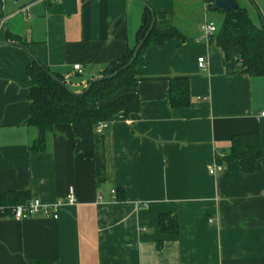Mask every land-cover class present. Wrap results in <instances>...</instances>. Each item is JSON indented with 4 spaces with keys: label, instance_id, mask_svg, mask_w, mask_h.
I'll return each mask as SVG.
<instances>
[{
    "label": "crops",
    "instance_id": "1",
    "mask_svg": "<svg viewBox=\"0 0 264 264\" xmlns=\"http://www.w3.org/2000/svg\"><path fill=\"white\" fill-rule=\"evenodd\" d=\"M33 1L0 0V193L26 191L47 206L72 188L75 204L61 207L57 220L0 219V264H264V77L226 73L222 51L199 32L212 22L204 0L180 3L200 9L201 21L188 27L183 10L175 16V0H145L157 28L175 27L185 40L146 48L137 86L100 103L134 93L140 107L94 137V160L74 153L76 139L63 124L47 136L44 153L29 152L37 131L27 126L25 71L34 58L81 92L135 45L144 2ZM176 77L189 82L187 108L168 103ZM251 133L262 155L245 175L221 153L231 137ZM214 165L223 170L211 175ZM165 213L177 218L176 236L158 230Z\"/></svg>",
    "mask_w": 264,
    "mask_h": 264
},
{
    "label": "trees",
    "instance_id": "2",
    "mask_svg": "<svg viewBox=\"0 0 264 264\" xmlns=\"http://www.w3.org/2000/svg\"><path fill=\"white\" fill-rule=\"evenodd\" d=\"M143 2L144 12L135 37V45L124 56L107 65L98 78L89 80L88 87L81 92H72L62 75L50 71L33 59L25 71L29 79L26 99L30 104L27 126L37 131V137L30 143L29 152L44 153L47 136L52 133L55 126L63 124L72 129L76 139L74 153L94 160L93 139L97 135L96 127L111 122L119 113L128 116L138 112L140 100L134 93L118 96L103 106H100V103L108 100L119 90L134 89L137 86L136 71L144 65L143 56L146 48L151 46L160 48L167 42L185 40L184 35L175 27L159 30L156 26V12L145 0ZM204 2L206 11L212 12L208 0ZM218 13L222 16L221 23L216 24L215 33L210 40H213L222 51L223 65L233 66L232 69L226 68V73L264 77V25L261 29L257 28L250 20L246 8L239 4L236 10L228 14ZM7 40L19 41L11 38L10 34H7ZM168 82L166 97L170 107L187 108L190 104L189 82L182 77L171 78ZM221 154L222 161L237 162L241 172L250 175L255 170L256 161L262 155L260 139L256 133L233 136L229 148ZM28 199L29 193L26 191L2 192L0 206H17L27 203ZM122 199L121 194L116 196V201L120 202ZM157 226L163 236H176L179 231L176 216L167 213L158 217ZM27 264L54 263L33 260Z\"/></svg>",
    "mask_w": 264,
    "mask_h": 264
},
{
    "label": "built area",
    "instance_id": "3",
    "mask_svg": "<svg viewBox=\"0 0 264 264\" xmlns=\"http://www.w3.org/2000/svg\"><path fill=\"white\" fill-rule=\"evenodd\" d=\"M63 0H34L33 2H44L49 5H56ZM32 2V1H31ZM29 2V3H31ZM28 3V4H29ZM28 4H26L22 10H26ZM216 24L214 22H204L203 25L200 26L199 32L202 37V40L206 42L210 41L211 36L215 33ZM196 65L200 70H204V60L203 58H198L196 61ZM72 70L80 73L82 70L78 65L72 67ZM261 117L264 118V113L261 114ZM106 123L99 124L96 127V134H100L104 129ZM222 166L214 165L208 168L209 174L213 175L215 173L221 172ZM114 191L111 192L114 195ZM74 191L72 188L68 190L67 196L61 200H57L52 205H43L38 200L28 201L24 204H17V206H0V219L3 218H11L12 220H32L35 217H41L44 219L50 218L57 220V213L63 206H71L74 205Z\"/></svg>",
    "mask_w": 264,
    "mask_h": 264
},
{
    "label": "rangeland",
    "instance_id": "4",
    "mask_svg": "<svg viewBox=\"0 0 264 264\" xmlns=\"http://www.w3.org/2000/svg\"><path fill=\"white\" fill-rule=\"evenodd\" d=\"M236 1L240 6L246 8L250 20L253 21V23L257 28L261 29L264 25V0H236ZM181 2L186 6L192 5L191 7H195L196 4L203 5L202 0H175L174 2L176 8L175 16L179 18L181 16L180 13H182V10H183V14L186 15V16H182L185 19H181L183 20L182 21L183 26L185 24L188 27L189 23L196 26L199 23V21H201L202 19L200 9L198 10V8H196V11L189 12L188 8L185 9L184 5L180 4ZM177 5L179 7H177ZM206 14L208 16V19L214 22L215 24L219 25L221 23L220 21L222 19V16L219 13L217 14L215 12L207 11ZM182 30L185 31L186 28L182 27Z\"/></svg>",
    "mask_w": 264,
    "mask_h": 264
},
{
    "label": "water",
    "instance_id": "5",
    "mask_svg": "<svg viewBox=\"0 0 264 264\" xmlns=\"http://www.w3.org/2000/svg\"><path fill=\"white\" fill-rule=\"evenodd\" d=\"M208 4L210 5L212 12H215V13L220 12L223 14H228L231 11L236 10L238 8V3L236 0H208ZM137 50L138 48L134 52L135 55H136ZM226 66L228 69L233 68V66L230 64H227ZM50 77L54 79L52 75H50ZM57 82L61 83L60 81H57Z\"/></svg>",
    "mask_w": 264,
    "mask_h": 264
}]
</instances>
